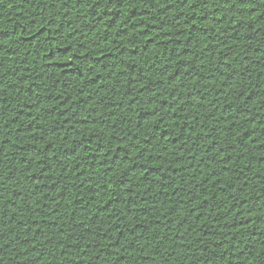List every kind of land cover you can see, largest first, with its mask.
<instances>
[{"label":"trees","instance_id":"obj_1","mask_svg":"<svg viewBox=\"0 0 264 264\" xmlns=\"http://www.w3.org/2000/svg\"><path fill=\"white\" fill-rule=\"evenodd\" d=\"M0 264H264V0H2Z\"/></svg>","mask_w":264,"mask_h":264},{"label":"snow or ice","instance_id":"obj_2","mask_svg":"<svg viewBox=\"0 0 264 264\" xmlns=\"http://www.w3.org/2000/svg\"><path fill=\"white\" fill-rule=\"evenodd\" d=\"M0 2H2V0H0Z\"/></svg>","mask_w":264,"mask_h":264}]
</instances>
